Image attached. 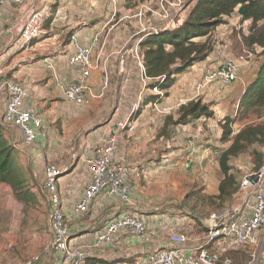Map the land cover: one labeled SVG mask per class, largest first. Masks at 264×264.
Instances as JSON below:
<instances>
[{
  "label": "rangeland",
  "instance_id": "obj_1",
  "mask_svg": "<svg viewBox=\"0 0 264 264\" xmlns=\"http://www.w3.org/2000/svg\"><path fill=\"white\" fill-rule=\"evenodd\" d=\"M195 1L104 0V9L110 12L105 24L106 27L119 24V31L122 26L127 28L135 24L136 33L175 29L182 24ZM11 3L8 1L7 5ZM240 18L237 10L223 18L224 21L213 31L212 39L216 42L213 51L203 62H195L185 73L176 75L174 83L161 90L163 97L156 106L153 105L156 102L154 97L151 98L152 88L149 85L152 82L142 77V67L138 62L137 55L142 62L141 48L134 49V57H127L129 39L116 49L107 48L110 52L118 51V55H121L120 65L117 67L113 61V54L104 65L106 78L100 72V80L98 78L95 85L91 84L95 96L88 104L68 102L61 93L56 103L49 99L46 104L39 102L38 107L46 112L43 115L36 111L42 117L45 140L51 151L49 155L44 154V158L40 154L31 160L27 151L33 144H18L26 153H16L17 163L26 173L32 195L21 200L8 185H0V264H28L32 257H37V260L31 264H50L54 253L46 250L51 241V230L48 225L50 193L43 187L45 167L56 166L63 170L62 176L72 171L76 176L84 175L87 171L85 158L92 155L99 141L111 135L112 129L117 131L116 160L132 170L129 198L121 201L105 196L96 197L88 212L71 217L69 210L76 197L72 193V197H68L67 192L62 198L60 194L65 209V224L70 228V222L76 223L79 228L74 227L73 233H77L74 229L81 232L82 228L90 231L88 233L84 229L85 232H78L80 237H85L78 241L86 243L92 238L89 234L94 235L95 231L100 230L104 220L111 219L121 203L128 202L127 205L136 207L139 215L145 219L148 231H153L156 239L168 238L167 231L156 228L168 220L174 223L176 231L188 237L189 242L204 234L201 219L240 203L239 187L231 195L218 197L221 179L219 150L230 144L220 139L223 133L220 123L233 120L230 136L248 122L264 123L263 110L257 112L259 115L249 113L241 116L238 113L240 98L252 81L250 75L255 73L256 76L263 60L261 48L250 46L245 41L250 33V22H240ZM107 32L105 29L104 33ZM95 48L93 59L97 55ZM228 62L238 67L237 76L230 84H223L219 79L207 81L208 71L219 70ZM116 68L123 72L119 75ZM194 80L198 83L196 90L213 85V92L205 96V90L201 93L192 90ZM195 102L205 104L212 111V116L205 117L196 111L182 117L183 111L179 113V108ZM168 116L171 117L169 120ZM123 123H130L131 127L122 128L120 125ZM154 158L161 160L144 169L143 161ZM263 160L264 144L260 143L251 144L243 153L232 156L229 159V173L234 176L236 185H240L243 175L256 170ZM62 176L58 184L63 180ZM176 223L181 226H176ZM126 236L124 230L114 234L109 250L123 252ZM257 238L258 243L254 246L235 247L230 243L218 242L214 249L221 257L227 256L230 264H249L257 250L264 249V236L258 232ZM82 242L78 245H82ZM103 247L96 249L95 254L107 252ZM105 260L110 262L109 259ZM117 262L119 264V261L114 263ZM122 263L135 264L127 257L121 260Z\"/></svg>",
  "mask_w": 264,
  "mask_h": 264
},
{
  "label": "built area",
  "instance_id": "obj_2",
  "mask_svg": "<svg viewBox=\"0 0 264 264\" xmlns=\"http://www.w3.org/2000/svg\"><path fill=\"white\" fill-rule=\"evenodd\" d=\"M8 1L20 4L23 0H0V18ZM41 1L43 5L30 8L23 19L17 37V43L22 49L37 41L43 31L50 0ZM163 29L166 28L153 29L151 34H158ZM98 39L99 35L96 34L92 42L86 45L79 43L75 35L70 36L73 51L68 62L75 67L77 74L66 84L60 85L63 98L68 102L85 105L95 96L88 79L92 71L98 67L97 61L93 59ZM137 57L142 67V77L147 78L144 76L142 62L138 55ZM237 73L238 67L228 62L219 70L208 71L206 79L207 81L219 79L223 84H230ZM162 82L163 79L158 77L149 85L156 101L153 103L154 106L163 97L160 89ZM26 96L27 90L24 86L6 77L0 58V98L3 102L0 124L17 129L21 133L23 144L31 145L39 136L45 137L46 132L39 113L34 108L25 106ZM120 126L131 127L130 123H123ZM116 133L117 131L112 129L111 135L99 141L92 155L85 158L89 180L69 210L71 217L88 212L96 197L101 195L121 201L128 200L132 170L116 160ZM63 173V170L54 165H46L44 170L43 187L50 193L48 225L51 230V241L46 250L54 253L51 264H85L87 259L94 256L95 249L110 245L114 234L120 230L126 232L130 242L151 246L136 264H230L227 256L221 257V254L215 251L216 243L226 242L235 247L254 246L258 243L257 233L264 236V160L256 170L243 175L239 187L240 203L225 207L219 213H210L201 219L205 232L192 242H189L185 234L176 231L172 221L168 220L161 227H156L167 231L168 238L156 239L154 232L148 231L145 219L139 215L137 209L130 207L119 210L117 215L106 220L103 227L95 231L91 244L71 243L72 233L65 224V209L58 191V179ZM251 175L257 178L255 183L251 181ZM36 260L37 257H32L28 264ZM249 264H264L263 248L257 250Z\"/></svg>",
  "mask_w": 264,
  "mask_h": 264
},
{
  "label": "crops",
  "instance_id": "obj_3",
  "mask_svg": "<svg viewBox=\"0 0 264 264\" xmlns=\"http://www.w3.org/2000/svg\"><path fill=\"white\" fill-rule=\"evenodd\" d=\"M42 5L43 3L41 0H24L21 4L11 3L10 6L9 4L6 5L0 18V58L2 60L5 75L9 79L17 81L27 90L25 106L32 107L40 112H42L38 107L40 101L41 103L46 104L47 99H49L56 103L62 95L60 85H64L76 77L77 71L75 67L68 62L69 55L73 51L70 43L71 35H75L79 43L86 45L92 42L94 35H99L97 46L95 48V50H97L95 60L98 63V69H94L88 79L90 86H92L91 84L95 85V81L98 80L100 72H103L105 74L104 78H106L104 65L107 64L109 58H111L113 54H115L113 61L116 62L117 67L120 65L119 62L121 55H118V51L110 52L107 48L112 47V49H116L121 43H125L129 39V45L126 49L127 57L129 55L130 57H134V49L138 48L140 50L141 43L153 32L152 29L151 31L143 30L140 31V33H136L137 30H135V24H131L127 28L122 26L120 31L119 24H117V26L111 25L106 27L105 19L109 16L110 12L104 9V0H50L47 5L43 31L40 38L33 42L28 48L22 49L17 43V37L23 19L30 7H41ZM76 5H82L86 8L81 9ZM240 22L244 23L245 21H242L240 18ZM105 29L108 31L107 33H104ZM167 29L168 28L163 30ZM109 34H111V36L109 37V40L106 41ZM215 43L216 42H214V44ZM49 65H51V67H49ZM200 66L202 67L203 65ZM115 70L119 75L123 72V70L120 72L117 68ZM254 78L255 73H252L250 75V80H253ZM197 84L198 83L195 80L192 81L191 89L199 91L196 90ZM212 87L213 85L207 86L198 93L205 90L203 94L208 96L214 90ZM151 97L153 98L152 95ZM118 99H120V97H118ZM2 103V99L0 98V117ZM45 112H42V114L44 115ZM4 128L7 131L9 141L16 146L17 151L19 153H26V151H23L22 148L18 146L19 143L20 145L23 144L21 133L17 129L9 126H4ZM45 137L39 136L33 143L32 148L27 151L28 154L31 155V160L35 158L36 155L42 154V158H44V154L49 155L51 150H49L50 146H48ZM160 160V158H154L153 160L146 162L143 161L142 164L145 169L147 168V165L154 162H160ZM73 174L74 171L63 175V180L58 184V191L62 198L65 197L67 192L70 195L68 197H72L71 193L73 196L75 195L76 198L74 199L72 206L79 198L81 191L89 180L87 171L84 175L76 176V174ZM127 204L128 202L121 203V207L116 209V212L114 211L112 213L111 218L114 214L118 213L119 210L132 207ZM133 208L136 207L133 206ZM105 221L106 220H104V222ZM70 224L72 235L74 236V234H76L74 237L72 236L73 238L70 240L71 243H81L83 240H78L85 237H80L78 234L85 232L87 228H82L81 232H79V229H74L77 233H73L72 229L74 227H79L76 223L70 222ZM176 226L181 225L176 223ZM86 231H88V233L90 232L89 230ZM89 235L92 236V238L86 243L83 241V244L92 243L94 235ZM129 240L130 239H127L126 236L123 252L115 253L113 250H109V245L103 247L104 249H107V252L105 253L101 252L100 254H95V249L94 256L87 259L85 264H118V262L114 263L116 261H119V264H121V260L126 257L127 259H130L131 262L134 261L136 264L140 257L142 259L144 255H146L151 246H141L137 243L130 242ZM136 245L139 246L136 248ZM101 248L98 249L100 250ZM105 259H109L110 262H107Z\"/></svg>",
  "mask_w": 264,
  "mask_h": 264
},
{
  "label": "trees",
  "instance_id": "obj_4",
  "mask_svg": "<svg viewBox=\"0 0 264 264\" xmlns=\"http://www.w3.org/2000/svg\"><path fill=\"white\" fill-rule=\"evenodd\" d=\"M240 6H244L241 20L250 22V33L245 41L250 46L261 48L263 60L255 78L244 89L238 113L247 116L249 113L264 111V0H196L181 25L151 34L141 43L144 76L151 82L161 77L163 82L160 89L169 88L176 75L185 73L195 62L206 59L215 47L213 31L224 21L225 16L232 15ZM182 111V117L195 114L196 111L205 117L213 114L205 104L199 102L181 106L179 113ZM167 118L169 120L171 117ZM232 123L233 120L228 119L220 123L223 128L220 139L223 142L229 141L230 144L219 150L221 179L218 197L231 195L240 187L229 173V159L243 153L251 144H264V123L248 122L230 136ZM16 153L19 154L16 146L9 141L7 131L0 124V184L8 185L19 199L26 200L32 194L26 173L17 163Z\"/></svg>",
  "mask_w": 264,
  "mask_h": 264
},
{
  "label": "water",
  "instance_id": "obj_5",
  "mask_svg": "<svg viewBox=\"0 0 264 264\" xmlns=\"http://www.w3.org/2000/svg\"><path fill=\"white\" fill-rule=\"evenodd\" d=\"M243 11H244V6H240L238 9H237V12L239 13V14H243ZM250 179H251V181L253 182V183H255L256 182V177L254 176V175H251L250 176Z\"/></svg>",
  "mask_w": 264,
  "mask_h": 264
}]
</instances>
